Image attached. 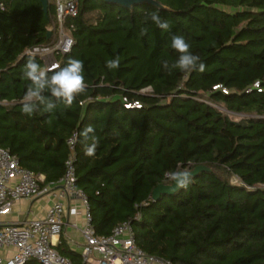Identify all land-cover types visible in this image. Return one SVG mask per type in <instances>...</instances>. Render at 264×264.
Returning <instances> with one entry per match:
<instances>
[{
  "label": "trees",
  "instance_id": "16d2710c",
  "mask_svg": "<svg viewBox=\"0 0 264 264\" xmlns=\"http://www.w3.org/2000/svg\"><path fill=\"white\" fill-rule=\"evenodd\" d=\"M156 1L166 8L80 0L64 23L71 50L56 57L60 67L83 62L86 89L71 106L38 104L29 116L25 65L33 58L46 69L26 51L52 42L55 0L46 10L41 0H0V147L46 186L63 177L76 134V187L97 235L131 219L137 245L171 264H264V0ZM153 11L167 31L145 19ZM173 35L189 43L202 72L163 69L178 60ZM116 57L119 68L109 70ZM133 102L140 107L125 106ZM196 166L206 169L187 187L153 200L159 184ZM56 250L81 264L62 234Z\"/></svg>",
  "mask_w": 264,
  "mask_h": 264
},
{
  "label": "built area",
  "instance_id": "2783aa9c",
  "mask_svg": "<svg viewBox=\"0 0 264 264\" xmlns=\"http://www.w3.org/2000/svg\"><path fill=\"white\" fill-rule=\"evenodd\" d=\"M79 1L55 0L57 28L52 42L26 51L38 55L46 70L59 65L57 55L71 50L73 39L64 23L68 16H76ZM0 8L3 9V6L0 5ZM125 106L140 107V103ZM75 141L76 134L68 140L70 154L63 177L46 186L41 185L43 175L22 167L9 149L0 147V264H26L31 259L40 264H74L56 250L59 237L66 233L67 226L79 231L84 239L81 264H171L146 253L137 245L131 219L115 225L108 235L95 233L87 195L76 187ZM41 195L53 200L45 215L23 221L6 219L15 201ZM79 215L81 225L77 220L70 219ZM138 217L135 215L134 219Z\"/></svg>",
  "mask_w": 264,
  "mask_h": 264
},
{
  "label": "clouds",
  "instance_id": "9594fccd",
  "mask_svg": "<svg viewBox=\"0 0 264 264\" xmlns=\"http://www.w3.org/2000/svg\"><path fill=\"white\" fill-rule=\"evenodd\" d=\"M146 20H151L161 30L167 31L169 24L162 20L159 13L156 11L146 14ZM143 34V30H142ZM171 48L179 54L178 60L169 65L168 61H162L164 70L171 71L178 68L183 72L203 71L204 65L200 62L198 55H194L190 51V45L186 42L183 36L173 35L171 38ZM120 66L119 57L106 61V67L109 70L117 69ZM24 77L31 81L29 90L24 97L22 106V113L24 115H32L37 110V105L42 104L48 112H51L57 102H61L66 106H71L75 98L83 93L86 89L85 79L83 75V62L79 59L71 58L67 61L64 67L55 65L52 75L48 76L46 70H42L35 59L30 58L25 65ZM48 93L45 96L44 93ZM94 129L91 125L86 126L81 133L83 139L88 141L89 134L93 133ZM94 141V137H92ZM95 150V142H93L87 149L86 154L92 155ZM189 182V174L181 173L178 180L180 187H187Z\"/></svg>",
  "mask_w": 264,
  "mask_h": 264
},
{
  "label": "crops",
  "instance_id": "0c3cea01",
  "mask_svg": "<svg viewBox=\"0 0 264 264\" xmlns=\"http://www.w3.org/2000/svg\"><path fill=\"white\" fill-rule=\"evenodd\" d=\"M52 202V198L47 195H41L35 198H21L14 202L11 213L6 216V219L9 221H23L33 217H41L45 215V212ZM70 219L77 220L80 225L82 224L81 215L71 217ZM62 235L67 240L68 246L81 254V246L84 243V239L80 232L67 226L66 233H62Z\"/></svg>",
  "mask_w": 264,
  "mask_h": 264
},
{
  "label": "water",
  "instance_id": "95a60500",
  "mask_svg": "<svg viewBox=\"0 0 264 264\" xmlns=\"http://www.w3.org/2000/svg\"><path fill=\"white\" fill-rule=\"evenodd\" d=\"M109 3H113L116 5L123 6L125 8L131 9L134 5L139 3H148L151 4L159 9H165L166 7L156 0H104ZM44 10L48 7V0H41ZM48 36H50V31L48 32ZM206 169L205 166H196L192 171L189 172H179L176 178L173 180L171 184H159L154 190L152 198L156 200L161 193H173L175 192L180 186L178 185V180L180 178L181 173H188L189 176L196 174L198 171Z\"/></svg>",
  "mask_w": 264,
  "mask_h": 264
},
{
  "label": "rangeland",
  "instance_id": "374dc122",
  "mask_svg": "<svg viewBox=\"0 0 264 264\" xmlns=\"http://www.w3.org/2000/svg\"><path fill=\"white\" fill-rule=\"evenodd\" d=\"M220 109H221L224 113L228 114V115H229L231 118H233L234 120H240L241 118L244 117L243 115L230 113V112L226 111L224 107H220ZM232 180L235 181L234 178H233Z\"/></svg>",
  "mask_w": 264,
  "mask_h": 264
}]
</instances>
